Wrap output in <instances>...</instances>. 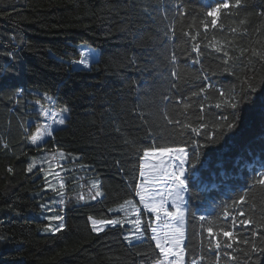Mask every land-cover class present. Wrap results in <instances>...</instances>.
<instances>
[{"label":"trees","instance_id":"1","mask_svg":"<svg viewBox=\"0 0 264 264\" xmlns=\"http://www.w3.org/2000/svg\"><path fill=\"white\" fill-rule=\"evenodd\" d=\"M217 2L0 0V264H154L161 253L136 196L139 166L145 150L169 147L188 151L185 264H214L216 240L220 264H264L251 250L264 248L255 223L264 219V60L253 55L264 52V0L221 10L213 26L206 13ZM82 45L98 51L89 67L73 65L85 60ZM36 100L67 117L34 145ZM201 123L207 131L192 132ZM41 151L67 154L55 161V189H44L41 167L26 171ZM52 194L64 204L49 213L41 203ZM54 213L65 228L46 232ZM137 217L140 232L128 222ZM89 218L124 223L96 233ZM209 227L234 241L220 234L210 249Z\"/></svg>","mask_w":264,"mask_h":264},{"label":"snow or ice","instance_id":"2","mask_svg":"<svg viewBox=\"0 0 264 264\" xmlns=\"http://www.w3.org/2000/svg\"><path fill=\"white\" fill-rule=\"evenodd\" d=\"M241 6V0H235L234 5H230L228 3V0H224V2H217L214 4V6H210L207 10L206 15L208 17H211V25L215 26L217 24V15L221 12V10H229L230 8H239ZM180 15H183V12H180ZM241 25L245 24V21H240ZM204 28L207 29L208 25L205 24ZM236 30L233 29V32ZM195 39V37H193ZM217 51L219 52L220 49L217 48ZM244 52L247 51V49L243 50ZM196 52L199 54V47H196ZM225 57H227V52L224 53ZM243 55V52L241 53ZM253 55L257 56L259 59L264 60V52H256L253 50ZM80 64L86 65L85 60H80ZM175 75V73H174ZM249 91L245 93V96L248 97V99H251L250 93L255 92V88L252 87L250 84L248 86ZM201 92L205 91L204 88L200 89ZM225 93L221 92V96H224ZM227 107H230L231 109L235 110L237 108V103L232 102L230 104L226 105ZM187 107V105H185ZM217 108L221 107V104H216ZM234 114V113H233ZM223 120H227V117H221ZM59 124L63 125L65 123L64 119H60L58 121ZM188 127H191L190 125ZM234 127L233 124L229 123L227 124V128L231 130ZM201 129H204L207 131L206 126L201 123L199 127L192 128V132L200 134ZM39 131V130H38ZM48 135L51 136L52 132L49 131ZM40 139V136L38 134L32 135L30 137L32 144H37V141ZM188 153L185 151L183 147L179 148H154L151 150H145L143 153V157L147 159L148 157H157L159 159V171L162 173V177H157L156 182H163L165 185V188L168 189L167 197H170V207L175 208V211H169V208L165 205L169 203L168 199L166 198L165 194L162 193L159 189H155V194H153L152 191H149L147 188L144 189H138L136 192V195L139 196V203L143 205V208L145 210L150 211L151 213L155 214V220L147 223V228L151 229V232L153 233L152 239L155 241V248L159 249V252L162 254V258L155 261V264H185V247H183V240H184V231H183V225L185 220V212L182 210V205L184 203V197L181 195V193L185 190V180L182 178L184 173V164L186 161ZM167 156L169 159L167 161V167H165V161L164 157ZM172 161H176L175 169H173ZM37 161L35 158H33L27 165L26 171L28 173H33L35 169H37ZM140 171L139 175L140 177H144L145 175V168L148 167L147 165L141 163L140 164ZM153 169L157 168V165L153 164L151 166ZM9 173L13 171L11 167L7 169ZM48 173H45V177H47ZM257 183L264 185V178L258 179ZM63 182L60 184V188H63ZM46 189H52L54 188V185L51 183L45 184ZM102 193L97 191L95 195L92 197L93 200H95L97 197L101 196ZM80 199H83V196L80 197ZM150 202V203H149ZM56 203V202H53ZM59 204H64V200L60 199L58 201ZM126 204L131 205L132 201H125ZM238 206H242L244 203V196H240L239 200L235 202ZM42 208H46L49 213H53V208L48 205H41ZM123 207V206H122ZM133 208L137 213H140V209L135 208L133 205ZM111 211V209H109ZM244 215L243 212L240 213V216L242 217ZM228 216L225 214V219H227ZM92 224V231L96 233H101L105 231V228L107 226H117L122 225L124 221L120 220H95L91 219ZM201 220H204L205 217L201 216ZM233 222L235 223L236 217H232ZM47 220L49 221L48 224L45 225V231L46 232H60L62 229L65 228L64 224V217L59 214H49L47 216ZM58 222L55 227H53L51 222ZM129 223H132L135 225L136 231H141V220L137 217L133 220H129ZM159 222V225H162V227L153 226L154 224H157ZM250 223H254L253 221H250L248 219H242L240 220L241 226H247ZM258 227L264 228V219H261L259 222H255ZM159 231V235H157V232ZM209 239V248L213 249V240L216 239V237L220 234H222L224 237L228 238L231 241H234V236L231 232L221 229L220 232H214L213 228L209 227L206 229ZM255 235V233H253ZM136 237L133 236H125V239H135ZM245 244H248L249 242L247 240L242 241ZM233 247L232 242H228L226 244L227 249H231ZM222 248L221 243L219 240H216L214 245V250L217 252V255L215 257L214 264H220L221 256L219 255V250ZM252 252L260 251L264 253V248H257L255 244L251 246ZM225 257H230L232 261H238L237 257L231 256L230 253L227 251L224 252ZM203 258H193L191 261V264H202Z\"/></svg>","mask_w":264,"mask_h":264},{"label":"rangeland","instance_id":"3","mask_svg":"<svg viewBox=\"0 0 264 264\" xmlns=\"http://www.w3.org/2000/svg\"><path fill=\"white\" fill-rule=\"evenodd\" d=\"M83 49H85V52H87V54L85 56V61L87 63L84 66L89 67L91 60L94 61L95 59L98 58V51L94 47H90L87 45H82L81 51ZM33 108L38 111L37 117L39 119H37L36 116H33L31 118L32 121L36 123V127H35V130L32 133V135L38 134L40 136V139L37 141V144H39L45 138H47L49 136L48 135L49 131L52 132V130L55 129L56 127L62 126L61 124L58 123V121L60 119H64V121H65V117H67V113L64 110L56 109L52 105V103L49 101L42 102V101L36 100ZM185 151L188 153L187 149H185ZM62 155L66 156L67 154L65 152H62V151H41V152L31 156V160L33 158H35L37 161L38 167L42 168L43 175L45 176V173H48L47 183H51L54 185V188H52V189L56 188L57 179H58V176L56 175V172H55L56 166L54 164H55L56 160L59 161L61 159ZM142 160H143V158H142ZM141 163H142V161H141ZM187 163H188V155L186 157V161L184 164V173L182 176V178L185 180V190L181 193V195L184 197V203L181 207H182V210L185 212V220H184V225H183V231H184L183 245H184L185 239H186V218H187V198H188ZM153 164L157 165L156 169H153L151 167ZM145 165H147L148 167L145 168L144 177H140V182L138 184L137 190L138 189L142 190L144 188H147L149 191H152L153 194H155V189H159L162 193L165 194L166 198L169 201V203L166 204L165 206L169 208V211H175V208L169 206L170 205V197H167L168 189L165 188V185L163 182H156L157 177H162V173L158 170L159 169V159L157 157H151L150 156L147 159H145ZM172 166H173V169H175L176 164H172ZM165 167H167V165H165ZM44 189L50 190V189H46V188H44ZM137 198L139 199V196H137ZM59 200L60 199L58 197H56V194L46 195V199L44 202L41 203V205H48L50 207H55L58 204ZM53 202H56V203H53ZM146 211L151 213L148 210H146ZM151 214H153V216H154V219L152 220V221H154L155 220V214L154 213H151ZM92 219H95V218H92ZM95 220H98V219H95ZM153 226L162 227V225H159V222H157V224H154ZM152 235H153V233H152ZM157 235H159V231L157 232ZM161 258H162V254H161Z\"/></svg>","mask_w":264,"mask_h":264},{"label":"built area","instance_id":"4","mask_svg":"<svg viewBox=\"0 0 264 264\" xmlns=\"http://www.w3.org/2000/svg\"><path fill=\"white\" fill-rule=\"evenodd\" d=\"M84 52H85V49L83 50V53H84ZM82 59H83V58H81L80 60H82ZM80 60H78V61H74V62H73V65H74L75 67H80V66H82V64L79 63Z\"/></svg>","mask_w":264,"mask_h":264},{"label":"crops","instance_id":"5","mask_svg":"<svg viewBox=\"0 0 264 264\" xmlns=\"http://www.w3.org/2000/svg\"><path fill=\"white\" fill-rule=\"evenodd\" d=\"M92 61V60H91Z\"/></svg>","mask_w":264,"mask_h":264}]
</instances>
